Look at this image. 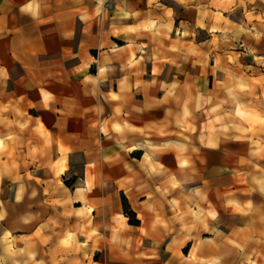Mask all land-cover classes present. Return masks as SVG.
<instances>
[{"label":"clouds","instance_id":"9594fccd","mask_svg":"<svg viewBox=\"0 0 264 264\" xmlns=\"http://www.w3.org/2000/svg\"><path fill=\"white\" fill-rule=\"evenodd\" d=\"M147 2L149 7L162 8L163 15L153 17L150 13L146 32L140 31L142 21L135 27L122 30L138 36L149 34L151 42L160 49L177 55L175 58L165 57L154 50L147 55L149 45H138L135 51L141 55L132 54L131 60L125 58L121 63L120 71L128 70L121 83L124 91L130 92L133 88L143 91L147 87L155 89V94L163 93L159 103L167 107L162 118L159 122L137 126L134 119L149 121L144 116L148 111L147 102L142 106L137 102L126 111L114 107L111 109L114 117L98 121L97 131L104 133L106 147H112L109 131L113 127L117 132L122 129L130 134L116 145L124 154L120 157L122 168L113 165L106 170L110 187L107 183H98L94 172L99 161H109L107 155L97 153L89 158L85 152L78 155L70 148L63 151L57 148L60 153L57 158L62 161V179L53 173L52 181L68 194L69 202L80 199L79 194L84 193L82 202L87 215L80 219L81 213L74 210L72 215L77 217V221L71 227L63 221L50 220V215L45 218L46 209L37 200L38 193L33 187L28 200L35 203L27 205L29 210L18 217L17 225L28 235H13V229L0 226V264H94L93 257L97 252L102 254L101 264H111L115 254L139 264L143 260H152V248L161 243L160 239L152 238L154 232H160L162 237L170 238L176 245L188 246V242H193L195 250L201 253L195 257V264H264V72L253 69V75L249 76L247 69L237 71L243 68L239 54L217 55L210 69L212 81L186 89L179 76H187V72L197 65L208 70L212 51L198 53L197 45L185 41V37L197 35L185 23H181L183 31L178 29L175 39L170 40L172 9L161 5L158 0ZM50 3L51 0H19L18 14L29 22L42 23V16ZM105 3L106 0H96L93 8V15L101 20L108 16ZM178 3L197 8L200 19L196 21V27L200 29L205 28L203 18L211 16L223 26V30L232 33V39L241 33L257 38L264 34L257 31L258 28L264 29V0H260V4L257 0H178ZM249 5L255 7L250 11ZM213 8L227 11L231 19L220 11L213 12ZM117 9L116 16L121 18L140 16L139 12L129 14L119 6ZM237 9H243L239 17L233 15ZM253 20L257 23L253 24ZM218 30L215 27L209 29L211 32ZM7 36V32L0 35V41ZM161 36L169 41L167 46ZM227 39L214 37V41ZM182 50L184 54L179 55ZM118 51L123 53L128 49ZM193 55L199 58L189 69H184L182 64H186ZM255 61L264 67V56H256ZM106 63L110 65L111 61ZM133 69L135 71H131ZM115 71L113 67H100L96 77L85 75L84 80L96 85L98 81L108 79L106 73ZM138 73L147 79L139 84L127 83ZM10 78L9 67L0 65V83ZM171 89L176 93L173 94ZM35 91L38 97H42L39 106L47 108L49 101L56 100V96L44 87ZM100 95L107 101L120 99L111 87ZM98 110L100 115L105 113L102 105ZM245 112L256 116L255 124L245 117ZM8 116H12V120H8ZM150 116L160 115L151 113ZM21 120L23 122L17 126V121ZM42 120L43 115L40 114L34 120L35 125H40ZM32 123V118L26 113L0 103V146L8 145L7 150L17 148V159L22 166L34 162ZM235 142L242 143L234 147ZM95 143L100 144L101 140L98 138ZM177 145H180L179 152H176ZM142 149L147 151L139 158L133 155ZM231 151L241 153L243 191L231 187L230 177L215 173L206 175L204 171L211 172L218 167L210 162L216 154L223 159ZM47 161L48 171L52 172L51 154H47ZM98 184L108 191H98ZM0 193H4V188L0 187ZM24 193L25 188L21 185L12 203L6 206L5 201L0 200V222L9 217L10 209L17 211L14 205H21ZM121 194L130 203L135 202V208L126 210ZM108 200L110 203L93 206L95 201ZM33 208H36L35 212L31 211ZM59 215L64 214L61 212ZM191 257L190 249L189 257L182 260Z\"/></svg>","mask_w":264,"mask_h":264},{"label":"crops","instance_id":"0c3cea01","mask_svg":"<svg viewBox=\"0 0 264 264\" xmlns=\"http://www.w3.org/2000/svg\"><path fill=\"white\" fill-rule=\"evenodd\" d=\"M158 2L173 11V31L169 36L170 40L175 39L178 29L183 31L181 23H185L190 31L197 33L195 37H185V41L197 45L198 53L212 51V56H209L208 70L197 65L196 68H191L187 72V76H179L181 84L186 89H194L204 85L206 81H212L210 69L217 55L225 57L237 53L241 57L243 54L235 51L236 49L221 47L220 40L214 41V37H228L229 39L231 36L229 32H224L223 26L213 18L206 21L208 28L200 30L196 27V21L200 19L196 7L191 4H180L178 0H158ZM95 3L96 0H51L47 12L42 16V23H35L29 22L26 17L19 16V0H0V35L8 33V36L0 41V65L8 66L11 76L7 82L0 83V103L5 107L18 108L20 112L32 118L33 123L30 124V128L35 138L34 162L26 166L19 164L17 148L7 150L8 145L0 146V178H2L0 187L4 188V193H0V200H4L7 206L14 201L20 186L23 185L25 188L21 205H14L17 211L13 212L10 209L9 217L4 222H0V226L13 229V235H28L26 230L18 228L17 225L18 217L29 210L27 205L35 203V201L28 200L33 187L38 193L37 200H40L46 209L45 218L50 215V220L63 221L71 227L77 221V217L72 215L74 210L81 213L80 219L87 215L86 206L82 202L85 198L84 193L79 194L80 199L69 202L68 194L52 181V174L61 176L62 170V161L57 158L60 154L57 148L60 151L70 148L78 155L85 152L89 154V158L96 156L97 153L107 155L109 161H99L94 172L98 183H107L110 187L111 181L108 180L106 170L113 165L122 168L120 157L124 154L116 145L130 134H126L122 129L117 132L113 127L109 131L112 137V147H106L104 133L97 131L98 121L106 120L109 116L114 117L115 113L111 111L114 107H121L126 111L137 102L140 103L138 106L147 102L148 111L144 116L149 121L139 118L133 121L137 126H143L150 122H159L167 107L159 103L163 98V93L155 94V89L145 87L143 91H137L135 88L130 92L124 91L121 81L128 74V70L120 71L121 63L125 58L131 60L132 54L137 57L141 55L135 51L136 47L141 44L149 45L146 49L147 55H151L154 50L162 56L175 58L177 54L166 53L151 42L149 34L138 36L136 33H126L122 30L126 27H135L142 21L143 28L140 31L146 32L151 19L150 13L153 17L162 16L163 9L156 8L155 5L149 7L147 0H106L104 8L108 16L101 20L100 17L93 15ZM257 4H260V0H257ZM117 6L129 14L139 12L140 16L129 15L127 18L116 16ZM248 7L251 11L252 5ZM237 12L239 11L236 10ZM222 14L231 19L229 13ZM82 16L85 17L84 20L80 19ZM203 23L205 24L204 18ZM214 27L220 30L209 31ZM49 29L51 31H48ZM161 31L163 32L164 29ZM160 39L163 40L165 46L168 45L169 41L164 40L163 36ZM121 48L128 49V51L121 53L118 51ZM183 54L182 50L179 55ZM256 56H264V53H257ZM197 58H199L198 55L190 56L182 67L189 69ZM108 60L111 61L110 65L106 63ZM177 63L181 62L177 60ZM104 66L115 68V73H106L108 79L98 81L96 85L85 82V75L96 77L99 74V68ZM148 67H151L150 61ZM244 69H247L246 74L249 76L253 75V69L261 71L260 68L254 67L252 59L237 71ZM145 79L147 77L138 73L130 77L127 83L139 84ZM39 87L46 88L56 96L54 102H48L47 108L39 106L42 97H38L35 91ZM109 87L120 96L119 100L107 101L100 95L101 92L107 93ZM209 87L211 88V83ZM258 90L259 86L256 89L257 95ZM171 91L173 94L176 93L175 89ZM94 92L95 95H93ZM101 105L105 108L103 115H100L98 110V106ZM151 113H157L160 116H150ZM40 114L43 115V120L37 126L34 120ZM249 114V112L244 113L245 116ZM8 120H12V116H8ZM21 122L23 121H17V126ZM98 138L101 140L100 144L95 143ZM241 143L235 142L234 147H239ZM144 151L147 149L138 150L133 155L139 158ZM179 151L180 145H177L176 152ZM47 154L52 156V172H49L47 168ZM240 155V152L231 151L221 159V155L216 154L210 162L218 167L212 169L211 172L204 170L205 174L215 173L225 178L230 177L231 187L243 191L245 188L244 172L239 161ZM97 189L105 193L108 191L107 188L102 189L100 184ZM72 191H75L74 187ZM121 197H123L122 194ZM124 198L129 208H135V202L130 203L126 197ZM103 203H110V200L95 201L93 206L98 207ZM31 211L35 212L36 208ZM61 212L63 216L59 215ZM152 238L160 239L161 243L152 248L150 253L153 256L152 260H143L139 264H195V257L201 255L195 250L193 242H188V246L176 245L170 238L162 237L160 232H154ZM145 243L148 241L145 240ZM190 249L192 250L191 259L182 260V258L189 257ZM102 259V254L97 252L93 257V262L101 264ZM111 264H136V262L115 254L112 255Z\"/></svg>","mask_w":264,"mask_h":264},{"label":"rangeland","instance_id":"374dc122","mask_svg":"<svg viewBox=\"0 0 264 264\" xmlns=\"http://www.w3.org/2000/svg\"><path fill=\"white\" fill-rule=\"evenodd\" d=\"M254 7H255V5H252V8H254ZM252 8H251V10H252ZM258 9L259 8L256 9L257 12L259 11ZM237 10L239 12L243 11V9H241V10L237 9ZM212 11H214V12L221 11V13H227L228 14V12L224 11L223 9L213 8ZM239 12L236 13V17L240 16ZM204 19H205V28H208V25H206L207 24L206 21L208 22V21L212 20V17L211 16H205ZM252 23L256 24L257 22L255 20H253ZM200 30H202V29H200ZM223 31L228 32L225 30H223ZM257 31H258V33H264V29L258 28ZM229 34H230V36H232L231 32H229ZM220 45H221V47L230 48L232 50L236 49L235 51L242 52L243 54L240 57V62L242 65H245V64L247 65L252 59L254 67H256V69L260 68L261 71L260 70H258V71L264 72V67L256 64V61H255V57H256L257 53H260V54L264 53V34H260L259 38H257L256 36H249V35L241 33L238 35V37L236 39H232L230 37L228 40H220ZM250 49H254L255 51L254 52L250 51ZM258 94H259V90H258ZM245 117L247 119H249L253 124H255L256 116L254 114L250 113L249 115H247Z\"/></svg>","mask_w":264,"mask_h":264},{"label":"trees","instance_id":"16d2710c","mask_svg":"<svg viewBox=\"0 0 264 264\" xmlns=\"http://www.w3.org/2000/svg\"><path fill=\"white\" fill-rule=\"evenodd\" d=\"M121 199H122V202H123V206H124V208L127 210V209H129V206H128V204H127V201H126V199L124 198V197H121ZM138 223V222H137Z\"/></svg>","mask_w":264,"mask_h":264}]
</instances>
